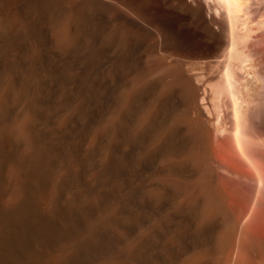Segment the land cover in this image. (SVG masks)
Segmentation results:
<instances>
[{"label": "bare ground", "instance_id": "1", "mask_svg": "<svg viewBox=\"0 0 264 264\" xmlns=\"http://www.w3.org/2000/svg\"><path fill=\"white\" fill-rule=\"evenodd\" d=\"M253 5L0 0V264H264Z\"/></svg>", "mask_w": 264, "mask_h": 264}, {"label": "rangeland", "instance_id": "2", "mask_svg": "<svg viewBox=\"0 0 264 264\" xmlns=\"http://www.w3.org/2000/svg\"><path fill=\"white\" fill-rule=\"evenodd\" d=\"M252 1H254V0H250L251 3H252ZM255 1H256V0H255ZM257 1H258V0H257ZM259 1H261V0H259ZM166 4L169 5V3H166ZM209 5H210V6H208V8H207L208 10H207V11H211V12H212V9H211V8H212V7H211L212 3L209 4ZM209 7H211L210 10H209ZM253 7H254V5L251 7V8H252V11H253V12L255 11V12L253 13V17L258 18V17H260V16H261V17L264 16V14H262V13H261V15L259 16L260 12H263L262 10H260V9H258V8H256V7H254L255 10H253ZM257 10H260V12H258ZM256 11H257L258 13H256ZM255 13H256V14H255ZM256 15H257V16H256ZM176 21H177V22H176ZM180 21H181V22H186V21H187V22H186V23H181ZM175 22L177 23L176 25H177L178 27H179V26H183V25H187L188 23H189L188 25H189L190 27L193 26V25H191V24H193L192 20H190L189 18H185V17H181V18L178 17V19H176ZM139 30L144 31L143 29H138V31H139ZM257 31L260 32V31H262V29H257V30L255 31V33H258ZM209 57H210V56H209ZM209 57H207L205 60L208 61V60L210 59L209 61L214 65V66L212 65V67H213L212 70L217 69V68H218V65H215V64H217L216 59H217V60H218V58L221 59V57H218V56H215V57H214V56H211L210 58H209ZM213 57H214V58H213ZM217 57H218V58H217ZM212 58H213V59H212ZM215 62H216V63H215ZM204 63H205V62H204ZM221 64H222V63H221ZM201 65H202V70H204L203 73H204V72H205V73L210 72L209 69L211 70L212 67H211V68H210V67H207V66H206V65H207V62H206L205 64L202 63ZM215 66H216V67H215ZM203 67H204V69H203ZM206 67H207V68H206ZM214 67H215V68H214ZM208 68H209V69H208ZM206 70H207V71H206ZM205 73H204V76H203V75L201 76L202 78H203V77H204V78L206 77Z\"/></svg>", "mask_w": 264, "mask_h": 264}]
</instances>
